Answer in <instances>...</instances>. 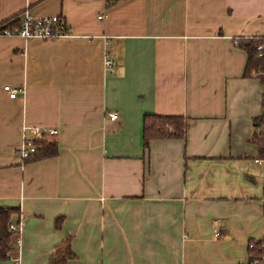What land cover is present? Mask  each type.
<instances>
[{"label":"crops","instance_id":"1","mask_svg":"<svg viewBox=\"0 0 264 264\" xmlns=\"http://www.w3.org/2000/svg\"><path fill=\"white\" fill-rule=\"evenodd\" d=\"M24 13L69 37L0 31V206L20 212L0 264H47L64 239L66 264H246L264 237L262 88L235 41L264 34V0H0V29ZM145 113L182 116L183 138L143 148ZM23 127L54 129L55 155L21 163Z\"/></svg>","mask_w":264,"mask_h":264},{"label":"trees","instance_id":"2","mask_svg":"<svg viewBox=\"0 0 264 264\" xmlns=\"http://www.w3.org/2000/svg\"><path fill=\"white\" fill-rule=\"evenodd\" d=\"M17 21L14 20L6 27H14ZM1 30V29H0ZM264 40V34L260 36H249L236 38V44L245 51L246 59L243 69V76L248 77L252 73L261 85V114L252 118V134L250 141L258 148L261 158H264V50L261 56H257L256 45ZM258 128V132L255 129ZM185 130V120L179 115H158L145 113L141 121L142 146L146 148L150 139L157 138H183ZM35 150L22 163L32 159L48 158L56 153L55 144L51 141H35ZM59 219L55 220L58 226ZM16 226L20 223V212L17 207L0 206V261L8 259L17 251V241L19 231H11L8 224ZM251 244L250 247L248 245ZM264 255V241L250 240L247 244L246 264L254 263L260 256ZM72 256L68 239L57 243L53 247L47 264H66L68 258Z\"/></svg>","mask_w":264,"mask_h":264},{"label":"built area","instance_id":"3","mask_svg":"<svg viewBox=\"0 0 264 264\" xmlns=\"http://www.w3.org/2000/svg\"><path fill=\"white\" fill-rule=\"evenodd\" d=\"M100 16H98L99 18ZM3 27L1 32L5 35H16L22 39L29 38H38L40 40H49V39H64L69 37V33L64 21L56 15L47 16V17H31L24 13L16 26L12 27ZM257 51V56H261L264 50V40L261 41L255 47ZM102 67L103 71L111 73L116 67V62L114 59L109 57L107 54H103L102 57ZM2 90L7 94L9 98H14L18 93H21L22 90L19 87H11L8 85H3ZM118 112L115 110L105 111L104 117L110 121L116 120ZM258 131V128L255 129ZM56 131L54 129H41L39 127H23L21 142L16 148V155L20 162L26 159L31 153L35 150V141H49ZM19 226L14 224H8V229L11 231H19ZM260 240L264 241V237ZM251 244L248 245L250 247ZM15 263V259H13ZM251 264H264V255L260 256L258 260Z\"/></svg>","mask_w":264,"mask_h":264},{"label":"rangeland","instance_id":"4","mask_svg":"<svg viewBox=\"0 0 264 264\" xmlns=\"http://www.w3.org/2000/svg\"><path fill=\"white\" fill-rule=\"evenodd\" d=\"M258 132V131H257ZM5 261V260H4Z\"/></svg>","mask_w":264,"mask_h":264}]
</instances>
